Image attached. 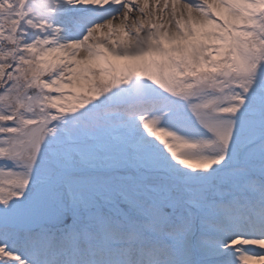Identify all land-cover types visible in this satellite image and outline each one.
<instances>
[{
	"label": "snow or ice",
	"instance_id": "snow-or-ice-1",
	"mask_svg": "<svg viewBox=\"0 0 264 264\" xmlns=\"http://www.w3.org/2000/svg\"><path fill=\"white\" fill-rule=\"evenodd\" d=\"M0 264H264V0H0Z\"/></svg>",
	"mask_w": 264,
	"mask_h": 264
}]
</instances>
